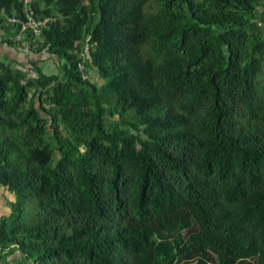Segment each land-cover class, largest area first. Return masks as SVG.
<instances>
[{"label": "trees", "instance_id": "1", "mask_svg": "<svg viewBox=\"0 0 264 264\" xmlns=\"http://www.w3.org/2000/svg\"><path fill=\"white\" fill-rule=\"evenodd\" d=\"M24 6L62 73L0 58V264H264V0Z\"/></svg>", "mask_w": 264, "mask_h": 264}, {"label": "rangeland", "instance_id": "2", "mask_svg": "<svg viewBox=\"0 0 264 264\" xmlns=\"http://www.w3.org/2000/svg\"><path fill=\"white\" fill-rule=\"evenodd\" d=\"M262 12H264V10H261ZM1 32V31H0ZM0 34H2V33H0ZM0 37H2L1 35H0ZM22 39V38H21ZM24 40V39H23ZM22 40V41H23ZM13 48V49H12ZM24 49V48H23ZM10 50L12 51V53L13 54H15V50H16V45L14 46V47H10ZM29 51H31V50H29L28 48H26V49H24V51L23 50H20V51H18V52H22V53H33L32 51L31 52H29ZM2 54V56L3 55H7L6 53L4 54V52H2L1 53ZM2 56L0 57V58H2ZM31 55H28V56H26V58H29ZM37 57H38V59H41L42 60V55H37ZM34 58V57H33ZM35 61V60H34ZM38 62V67L40 68V70L44 73V74H46V75H55V74H60V73H62V70H61V68L58 66V64H57V62L56 61H54V60H52V59H45V60H42V61H37ZM20 63H22L25 67H26V64H27V61H25L24 59H23V61L22 62H20ZM28 67H30L31 68V65H30V63L28 64ZM93 74H91V76H92ZM30 76H33V73H30ZM92 80L93 81H96V82H98V79H97V77H95L94 75H93V77H92ZM40 106V105H39ZM2 193H4L5 195H7V196H9V197H11L12 199H13V193H10L9 191H8V189L7 188H1L0 187V209H1V212L2 213H8V210H10L9 209V206H7V205H5V203L4 202H2V201H5L6 199L2 196ZM7 201V200H6Z\"/></svg>", "mask_w": 264, "mask_h": 264}, {"label": "built area", "instance_id": "3", "mask_svg": "<svg viewBox=\"0 0 264 264\" xmlns=\"http://www.w3.org/2000/svg\"><path fill=\"white\" fill-rule=\"evenodd\" d=\"M25 6L23 12L27 14L26 19H22L15 15H10L6 17V21L11 25L20 26L21 34L16 37V40H20L23 33L26 31H32L34 35H40L41 30L46 26L48 22V17L45 18H35L30 15V8L28 7L30 0H23Z\"/></svg>", "mask_w": 264, "mask_h": 264}, {"label": "crops", "instance_id": "4", "mask_svg": "<svg viewBox=\"0 0 264 264\" xmlns=\"http://www.w3.org/2000/svg\"><path fill=\"white\" fill-rule=\"evenodd\" d=\"M1 31V30H0ZM2 33V31L0 32ZM2 36V34H0ZM13 49V48H12ZM2 52H4V54L6 53L7 55H3L2 56ZM28 55H31L29 58H26V56ZM2 56V58H8L9 60H14L16 59L15 56H20L21 58L20 59H17L18 61L22 62L23 59L25 61H27V64H26V68L29 69L28 67V64L30 63V61H34L37 62V61H42V60H45L46 57L44 55H42V60L41 59H38L37 55L34 54V53H22V52H18L17 50H15V54L12 53V51L10 50V46L6 45L4 42H2V37H0V57ZM34 57V58H33ZM2 196L7 200L5 201H2L5 203V205L8 206V202L14 200V195H13V199L7 195H5L4 193H2ZM10 209V208H9ZM10 210H8V213H9ZM1 214H7V213H2L1 212V209H0V216Z\"/></svg>", "mask_w": 264, "mask_h": 264}, {"label": "water", "instance_id": "5", "mask_svg": "<svg viewBox=\"0 0 264 264\" xmlns=\"http://www.w3.org/2000/svg\"><path fill=\"white\" fill-rule=\"evenodd\" d=\"M15 58H16L15 60H17V59H20L21 57L20 56H15Z\"/></svg>", "mask_w": 264, "mask_h": 264}]
</instances>
